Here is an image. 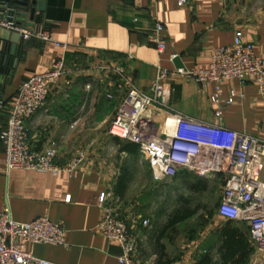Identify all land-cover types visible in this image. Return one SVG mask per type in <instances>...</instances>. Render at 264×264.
I'll use <instances>...</instances> for the list:
<instances>
[{"label": "crops", "instance_id": "crops-1", "mask_svg": "<svg viewBox=\"0 0 264 264\" xmlns=\"http://www.w3.org/2000/svg\"><path fill=\"white\" fill-rule=\"evenodd\" d=\"M41 1L45 7L36 13V24L51 32L52 41L17 44L14 64L0 75L1 101L5 104L0 132L19 86L63 58L69 85L53 88L44 109L28 121L29 143L39 153L54 144L59 166L66 165L77 151L84 152L85 159L72 173H7L0 140V212L8 209L18 223L48 218L62 227L64 245H27L28 252L40 260L52 264H118L122 256L119 245L97 231L99 198L109 188L115 197L122 198L124 193L117 190L125 169L127 182L130 180L128 167L122 169L109 158L111 144L112 152L123 160L140 153L126 152L129 142L122 144L108 134L117 109L129 89L150 94L159 70L177 71L175 58L188 72L207 69L212 51L231 45L237 37L251 43L255 54L264 58V0H186L183 6L180 0ZM158 23L164 27L166 42L162 54L150 42ZM218 87L219 106L223 108L220 121L214 117L217 106L211 100ZM166 91L167 105L176 113L264 139V104L252 80L244 84L226 81L201 89L193 80L177 77L166 83ZM231 91L234 102L227 106ZM168 217L143 238L135 219L123 220L138 239L135 264H197L206 253L216 257L217 249L213 253L204 248L208 236L188 247L181 243L170 247L169 230L160 235ZM226 223L216 214L213 227Z\"/></svg>", "mask_w": 264, "mask_h": 264}, {"label": "built area", "instance_id": "built-area-1", "mask_svg": "<svg viewBox=\"0 0 264 264\" xmlns=\"http://www.w3.org/2000/svg\"><path fill=\"white\" fill-rule=\"evenodd\" d=\"M186 4L180 0L179 5ZM29 13V11H27ZM39 13V12H36ZM35 13V15H36ZM0 20V30L16 33L20 43L32 40L51 42L47 28H38L33 20L24 18L20 25ZM150 42L159 54L166 48L164 27L158 23ZM1 43V41H0ZM0 62L12 66L10 42L2 43ZM69 72L63 58L50 69L33 75L16 91L5 127L0 132L4 146L6 172L12 170L52 173H72L85 159L82 151L64 166L56 164L57 149L54 144L44 153L36 152L29 143L28 121L46 106L53 88L67 82ZM181 77L193 80L201 89L211 84L238 80L244 84L252 80L264 104V58L257 56L253 45L237 37L231 45L215 48L207 69L188 71L159 70L150 94L129 89L116 111L108 129L111 137L135 144L148 163L154 182H163L179 174L201 179H220L222 192L217 215L227 222L245 226L252 247L249 264H264V139L227 130L176 113L168 107L166 83ZM235 93L231 91L226 105H232ZM220 89L211 100L217 109L214 117L222 119L219 106ZM0 100V113L4 110ZM115 196L109 188L99 198L101 218L97 231L106 239L116 242L122 250L118 264H135L137 237L118 217L114 207ZM137 220V221H136ZM134 223L147 228L148 221L137 217ZM64 245V230L48 218H38L29 223L13 221L8 209L0 212V264H52L34 257L27 245Z\"/></svg>", "mask_w": 264, "mask_h": 264}, {"label": "rangeland", "instance_id": "rangeland-1", "mask_svg": "<svg viewBox=\"0 0 264 264\" xmlns=\"http://www.w3.org/2000/svg\"><path fill=\"white\" fill-rule=\"evenodd\" d=\"M121 143L123 144L124 141ZM113 147L111 144L109 158L118 163L122 169L127 166L130 172V180L127 182L122 198L115 197L114 207L118 217L127 222L137 217L148 221L147 228H141L142 230L139 231L143 238L147 232H153L161 227L177 207L196 209L195 215L190 220L168 231L170 247L176 248L179 243L188 247L195 240L208 236L203 244L204 248L211 249L214 253L219 245L217 244L219 237L217 232L223 228V225L213 227L222 192L221 180L201 179L192 175L179 174L172 180L156 183L151 178L147 162L140 154L123 160L117 153L112 152ZM236 226H239L247 236L245 226L240 224Z\"/></svg>", "mask_w": 264, "mask_h": 264}, {"label": "trees", "instance_id": "trees-1", "mask_svg": "<svg viewBox=\"0 0 264 264\" xmlns=\"http://www.w3.org/2000/svg\"><path fill=\"white\" fill-rule=\"evenodd\" d=\"M35 21L38 22L37 18H35ZM7 67L8 65L0 62V75L6 72ZM1 98L0 92V100ZM125 150L128 153L136 154L138 148L135 144L128 143ZM127 177L128 171L125 169L118 181V194L124 192ZM204 184L206 183L204 182ZM195 213L196 209L189 210L184 207H178L169 215L167 224L162 228L160 235L162 236L166 231L191 218ZM252 251L248 235L246 236L236 224L227 222L219 233V245L216 257H213L210 253H206L199 258L197 264H248Z\"/></svg>", "mask_w": 264, "mask_h": 264}, {"label": "water", "instance_id": "water-1", "mask_svg": "<svg viewBox=\"0 0 264 264\" xmlns=\"http://www.w3.org/2000/svg\"><path fill=\"white\" fill-rule=\"evenodd\" d=\"M44 7L45 4L41 0H0V20L5 16L6 23L16 22L20 25L24 18L29 17L30 20H33L35 13L43 12ZM0 41L1 49L4 47L2 43L10 42L11 55H14L16 46L20 42L18 34L4 32L2 30H0ZM173 64L175 69L186 71L179 58H175Z\"/></svg>", "mask_w": 264, "mask_h": 264}]
</instances>
